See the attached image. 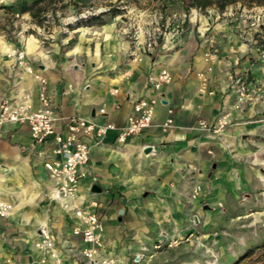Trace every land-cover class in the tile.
Listing matches in <instances>:
<instances>
[{
    "label": "crops",
    "instance_id": "obj_1",
    "mask_svg": "<svg viewBox=\"0 0 264 264\" xmlns=\"http://www.w3.org/2000/svg\"><path fill=\"white\" fill-rule=\"evenodd\" d=\"M174 1L183 8L184 0ZM245 9L212 6L203 14L189 8L182 24L181 16L173 20L169 12L173 34L148 54L139 50L144 38L129 31L135 25L120 15L71 26L46 43L32 34L19 35L15 46L25 50L27 65L47 79V95L60 118L122 126L135 101L154 95L148 79L162 68L172 75L147 131L125 144H118L111 131L91 147L79 195L97 205L104 226L101 257L114 264H150L171 248L170 241L194 237L214 219L264 218V8ZM236 10L241 13L233 19ZM259 14L262 22L256 24L253 17ZM254 38L259 46L251 44ZM209 41L216 55L207 61ZM3 47L7 53L15 49ZM238 77L248 83L240 103L233 87ZM37 88L24 66L0 56V102L7 98L16 104L29 94L36 109ZM168 108L174 111L175 127L163 131ZM224 115L230 124L217 134L198 126L201 121L213 125ZM54 148L51 139L34 146L25 124L1 128L0 201L14 209L9 218H0V264H86L84 244L72 234L74 221L49 198L53 183L43 164L59 158ZM93 186L100 192H92ZM41 225L55 236L57 260L41 262L35 247ZM159 243L163 247L155 251ZM136 256H142L139 262Z\"/></svg>",
    "mask_w": 264,
    "mask_h": 264
},
{
    "label": "built area",
    "instance_id": "obj_2",
    "mask_svg": "<svg viewBox=\"0 0 264 264\" xmlns=\"http://www.w3.org/2000/svg\"><path fill=\"white\" fill-rule=\"evenodd\" d=\"M92 15H83L86 18ZM185 16V15H184ZM181 23V22H180ZM179 29V27H177ZM159 29H157L158 31ZM181 32V29H179ZM136 35V34H135ZM155 33H146L144 41L140 45V51L148 54L157 45ZM256 44V41H254ZM134 44L138 45L137 37H134ZM210 49L205 54L206 60L215 57L216 51L212 41H209ZM8 57L15 59L17 65L24 66L33 75L38 88V108L34 109L32 99L29 94H25L19 103L14 104L5 98L0 102V137L1 128L6 124H25L28 126L33 145L41 146L49 139L52 140L55 148L53 154L59 156L58 159L46 161L43 166L48 172L53 183V189L49 198L68 213L74 225L72 234L80 237L84 248L82 258L86 264H114L112 259L101 257L104 246V226L99 215L95 211V203H85L79 195V185L88 176V163L92 146L101 144L109 132H116L115 141L118 144H125L129 140L141 136L152 126V119L157 105L161 104V90L164 86L171 84L173 78L167 68H162L157 75L148 79L149 85L154 93L150 98H141L133 103L132 113L122 126L113 123L97 124L93 121L85 120L80 117L60 118L56 115L50 104L47 95V79L35 73L26 63L24 50H13L7 53ZM200 76V75H199ZM205 81V80H204ZM203 81V83H204ZM234 92L237 96V103L247 96L248 83L245 79L238 77L233 82ZM117 91L115 90L114 93ZM239 108L238 105L235 106ZM167 117L161 128L167 131L175 127L174 111L171 108L166 110ZM230 121L226 115L217 119L213 125L199 122L198 126L204 131L217 134L223 131ZM62 128L59 129V127ZM200 189L194 190L197 195ZM13 205L0 201V218H9L13 213ZM39 240L35 247L41 254V262L45 263L46 258L57 260L55 251V236L49 229L41 225L38 231ZM191 236L184 239L190 242ZM178 244L173 241L168 247ZM154 250L158 251L162 245H154ZM142 256H136L135 262H139ZM22 264V263H17Z\"/></svg>",
    "mask_w": 264,
    "mask_h": 264
},
{
    "label": "rangeland",
    "instance_id": "obj_3",
    "mask_svg": "<svg viewBox=\"0 0 264 264\" xmlns=\"http://www.w3.org/2000/svg\"><path fill=\"white\" fill-rule=\"evenodd\" d=\"M23 2L32 7L31 13L20 12L19 7ZM151 5L153 6L149 8ZM169 5L171 8H167ZM238 5L245 7V11L252 8L247 6L244 0H237V3L230 6ZM145 8H149L151 12L143 15L141 12ZM110 11H118L115 16L120 15L126 24L135 25L129 30L131 35L136 32L138 36L144 38L147 32L155 33L157 45L154 49L161 47L173 34L169 29L167 16L171 18L175 15L173 20H178L181 16L180 19L183 20L181 24L187 22L185 9L181 8V5H176L174 0H0V56L7 54L3 44L13 45L14 50H24L15 46L18 44L20 34H32L46 43L52 39L50 36L53 34L68 33L70 26L83 18V15L106 13L101 20H108L107 18L112 17ZM169 12H172V15ZM201 12L203 13V10ZM240 13V10H236L230 17L237 18ZM251 14L253 16V13L244 12L242 16ZM33 15L37 18H33ZM253 18L256 24L262 22L261 14L254 15ZM169 23L171 24L170 21ZM31 24L36 27L31 29ZM143 27L149 29L145 30ZM251 44L259 46V38L252 39ZM186 237L174 239L173 241H178V244L172 245L165 253L153 258L150 264H264V218L231 219L226 215L206 223L190 242H184ZM248 251L251 255L241 260Z\"/></svg>",
    "mask_w": 264,
    "mask_h": 264
},
{
    "label": "trees",
    "instance_id": "obj_4",
    "mask_svg": "<svg viewBox=\"0 0 264 264\" xmlns=\"http://www.w3.org/2000/svg\"><path fill=\"white\" fill-rule=\"evenodd\" d=\"M249 7L253 6H263L264 7V0H244ZM237 3V0H188V3L186 4V1H183V8L185 10H188L189 8H197L199 10H205L208 7L216 6L220 11L224 10L226 7L233 5ZM20 12L22 13H31L32 7L26 5L24 2L20 4L19 7ZM106 13H101L99 15H92L88 16L86 18H80L78 19L74 27H82V26H89L91 24H94L98 21H100L101 17ZM111 16H115L118 14V11H110ZM33 18H37L36 15L32 16ZM39 24H41L40 21H38ZM71 27V26H70ZM251 255V252H246L242 257L241 260L249 257Z\"/></svg>",
    "mask_w": 264,
    "mask_h": 264
},
{
    "label": "water",
    "instance_id": "obj_5",
    "mask_svg": "<svg viewBox=\"0 0 264 264\" xmlns=\"http://www.w3.org/2000/svg\"><path fill=\"white\" fill-rule=\"evenodd\" d=\"M149 151V147H148V149H147V151L146 152H148ZM91 191L92 192H100V189L97 187V186H93L92 188H91Z\"/></svg>",
    "mask_w": 264,
    "mask_h": 264
}]
</instances>
